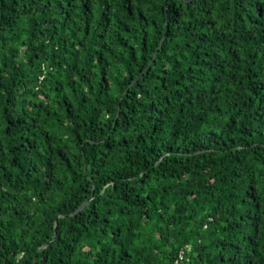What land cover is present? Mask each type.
<instances>
[{
  "label": "trees",
  "instance_id": "obj_1",
  "mask_svg": "<svg viewBox=\"0 0 264 264\" xmlns=\"http://www.w3.org/2000/svg\"><path fill=\"white\" fill-rule=\"evenodd\" d=\"M0 264H264V0H0Z\"/></svg>",
  "mask_w": 264,
  "mask_h": 264
},
{
  "label": "water",
  "instance_id": "obj_2",
  "mask_svg": "<svg viewBox=\"0 0 264 264\" xmlns=\"http://www.w3.org/2000/svg\"><path fill=\"white\" fill-rule=\"evenodd\" d=\"M87 202H88V201H87ZM87 202H86V203H87ZM86 203H85V204H86ZM85 204H83V205L77 210V212H78L80 209H82V208L84 207ZM49 244H50V243H49ZM47 245H48V244H47Z\"/></svg>",
  "mask_w": 264,
  "mask_h": 264
},
{
  "label": "built area",
  "instance_id": "obj_3",
  "mask_svg": "<svg viewBox=\"0 0 264 264\" xmlns=\"http://www.w3.org/2000/svg\"><path fill=\"white\" fill-rule=\"evenodd\" d=\"M182 258V254L181 255H179V259H181Z\"/></svg>",
  "mask_w": 264,
  "mask_h": 264
}]
</instances>
